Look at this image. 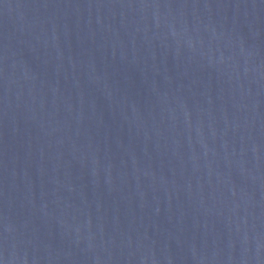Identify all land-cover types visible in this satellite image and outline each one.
I'll return each instance as SVG.
<instances>
[{
	"label": "water",
	"instance_id": "95a60500",
	"mask_svg": "<svg viewBox=\"0 0 264 264\" xmlns=\"http://www.w3.org/2000/svg\"><path fill=\"white\" fill-rule=\"evenodd\" d=\"M0 264H55L34 176L1 73Z\"/></svg>",
	"mask_w": 264,
	"mask_h": 264
}]
</instances>
